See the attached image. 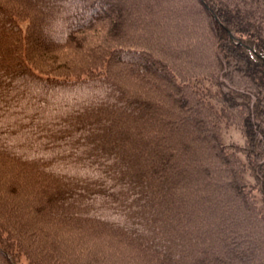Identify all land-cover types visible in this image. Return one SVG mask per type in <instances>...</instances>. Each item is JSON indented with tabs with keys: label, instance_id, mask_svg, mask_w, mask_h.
Here are the masks:
<instances>
[{
	"label": "trees",
	"instance_id": "1",
	"mask_svg": "<svg viewBox=\"0 0 264 264\" xmlns=\"http://www.w3.org/2000/svg\"><path fill=\"white\" fill-rule=\"evenodd\" d=\"M41 4L0 0V264H264V0Z\"/></svg>",
	"mask_w": 264,
	"mask_h": 264
},
{
	"label": "rangeland",
	"instance_id": "2",
	"mask_svg": "<svg viewBox=\"0 0 264 264\" xmlns=\"http://www.w3.org/2000/svg\"><path fill=\"white\" fill-rule=\"evenodd\" d=\"M198 22L200 23L199 19H198ZM203 25H205V23H203ZM231 38L234 41V43H237L238 48H240V46L245 45V43H241V41L237 40V38H235L234 36H231ZM131 40H135V38L133 36L128 38V43L132 42ZM143 40H145V35H143ZM150 42H152L153 45L156 44L153 39H151ZM150 42H149V45H150ZM141 43L146 44L144 41H141ZM111 44H112V42H111ZM242 44H244V45H242ZM109 45H106V47H109ZM231 60H233V59H231ZM215 63H216V65H218V60H215ZM32 64H34V66H36V63H34L33 61H32ZM237 64L238 65L236 67H234L233 69H231L232 67L230 66V64L228 65L227 63H226L227 66H224V69L222 67L218 66L215 70L214 77H217V75L222 74V78L220 80L227 82V80H224V78H228V77L233 75V78H231V79L236 80L237 84L235 87H233V89H231V88L230 89L232 90V92L236 91L235 93H237V95H235V96L233 95V96H234V98L235 97L238 98V101H236V103H235V100L231 99L230 96L232 95V92L227 91L226 94H224V92L222 91V93L225 96L224 100H222V101L219 99L214 100V101L210 102L211 105L208 102H206V104L208 103L207 104L208 109H211L212 111H217V118L215 121H216V124H218V126H219V131H220V127H222V129L220 131V138H219V139H221V143L222 144L224 143L223 145H225V146H231L232 148H234V150L236 152L242 151V148L244 147L243 143H244L245 134L243 132V130H244L243 124L241 125V123L243 122V117L241 116V113H242L243 105H245V104H243V102H244V100L246 102V99L243 95L248 94L249 90L252 87L250 85L252 76L254 78V73H253V75H249V78H246V79H249L248 82L245 79H243L245 77L244 75L248 74L247 71H244V69H245L244 67H248L250 70V73H252V71H254V72L260 71L258 69V67L256 69L252 68V65L254 66V64H252L250 66H248L246 64L244 66V65L240 64L239 62H237ZM238 66L241 68H238ZM219 68H220V70L217 71ZM240 69H242V70H240ZM47 71H50V70H47ZM211 87L213 89L217 90V88L215 86H211ZM258 89H260V87L253 88V94H255L254 98L257 97L256 92H262L264 95V92L259 91ZM213 93H215V91H213ZM235 93H233V94H235ZM239 94L242 95V98L238 97V96H240ZM209 97L215 98L214 94L210 95V92L207 91V98L209 99ZM257 98L259 100L263 99V97L262 98L257 97ZM252 99H253V97H252ZM218 114H219V117H218ZM218 118H219V120L222 119V121L218 122ZM263 119H264V117H263Z\"/></svg>",
	"mask_w": 264,
	"mask_h": 264
},
{
	"label": "bare ground",
	"instance_id": "3",
	"mask_svg": "<svg viewBox=\"0 0 264 264\" xmlns=\"http://www.w3.org/2000/svg\"><path fill=\"white\" fill-rule=\"evenodd\" d=\"M36 2L38 3V5L41 7L42 6V4H41V2H42V0H36ZM33 7V6H32ZM33 8H35L36 9V7H33ZM31 11H35V10H33V9H30ZM31 11H29L30 13H31ZM44 12H45V15H46V18L47 19H49V20H54V19H58V18H60V14H58L57 15V17L55 16L56 15V13H54L53 12V10L51 9L50 10V8L49 9H44ZM3 15V16H2ZM2 15H0V24H2L3 22L5 23V24H7L6 23V19L9 17V15L8 14H2ZM67 19V17L65 18L64 17V19H63V21L65 22V20ZM19 21V20H18ZM63 21H61V24H62V22ZM48 27V26H47ZM24 33V32H23ZM25 34V33H24ZM64 51L62 50V51H58V52H55L58 56H61L62 55V53H63ZM65 52H64V54H63V57H65ZM60 60H62V59H60ZM58 64H62V62H59ZM49 65L51 66V65H53V63H49ZM57 65V64H56ZM58 91H55V90H50V92H48V97L49 98H53V97H61V96H63V94H62V90H61V88H59V89H57ZM23 142H25L24 144H26V143H28V141L26 142V140H24ZM26 150H28V148L26 149ZM13 177L14 178H17V175L16 174H13ZM18 179V178H17ZM9 207V206H8ZM10 208V207H9ZM8 210V209H7ZM11 210H13L14 211V213H20V211L19 210H21V211H23L24 212V207L23 206H21V205H17V204H13L12 206H11ZM11 210H8V211H10L11 212ZM24 217H26V216H24ZM23 224L24 223H22L21 222V225L23 226ZM20 225V226H21ZM37 230H39L37 227H35ZM47 228V224H43V225H41L40 226V229H43V230H45ZM59 228V227H58ZM55 229V228H54ZM55 230H58V229H55ZM51 246V245H50ZM52 247V246H51ZM63 253H65V251H64V249L62 250V252L61 251H59V256L60 257H62V254ZM72 261V260H71ZM167 261H164V263L163 264H165Z\"/></svg>",
	"mask_w": 264,
	"mask_h": 264
}]
</instances>
